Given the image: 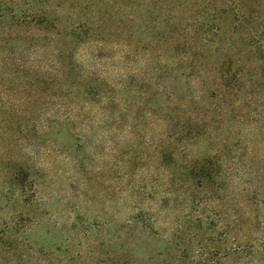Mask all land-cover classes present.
<instances>
[{
    "label": "rangeland",
    "instance_id": "1",
    "mask_svg": "<svg viewBox=\"0 0 264 264\" xmlns=\"http://www.w3.org/2000/svg\"><path fill=\"white\" fill-rule=\"evenodd\" d=\"M120 1L29 0L30 7H36L32 10L30 3L20 0L19 8H27L26 15L39 8L51 9L52 17L61 20V30L71 31L85 15L92 20L98 5L108 18L113 4ZM149 1L156 0H145ZM176 1L165 0L160 10L153 4L137 12L126 29L118 30L116 22L109 20L103 33L128 46L101 50L105 60L90 56L100 51L96 49L101 40L84 44L75 35L52 41L53 49L56 46L65 53L61 61L71 85L83 89L92 85L91 74L77 78L80 67L87 74L105 68L110 81L120 69L121 74H138L121 92V104L131 108V114L121 115L114 123L99 112L96 122L90 121L92 114L75 125L61 121L35 127L31 122L13 128V149L6 151L7 143L0 146V264H264V128L253 129L243 142L232 139L228 151L222 146L221 172L216 169L215 180L204 184L197 177L211 173L195 169V163L204 160L207 150L196 147L190 154L179 153L175 161L164 159L161 146L167 127L161 119L166 107L179 105L182 112L189 110L182 115L188 119V114L196 112L198 104L193 99L200 90L212 95V82L202 87L188 64L162 79L163 90L153 101L152 86L139 94L145 89L142 81L149 79L144 74L147 45L159 44L169 29L176 35L168 42L172 51L176 52L178 38L182 46L189 40L193 50L185 56L205 59L213 67L223 60L224 47L232 48V17H223L224 31L209 52L202 36L209 33L210 15L190 5L177 7ZM17 47L20 44L15 42L11 46ZM33 48L34 57L39 48ZM51 51L48 48L43 58L55 65L59 52L54 56ZM123 51L129 53V61L121 65ZM182 56L184 52L177 53L175 61ZM74 62L76 72L71 74ZM168 67L171 71L172 64ZM104 87L102 83L99 88ZM62 88L53 91L63 97L68 90ZM138 104L142 106L137 113ZM150 105L153 115L148 117ZM49 112L39 108L37 115ZM182 123L175 129L188 128V123ZM178 139L172 137L182 149L186 141ZM20 166L24 168L21 183H12Z\"/></svg>",
    "mask_w": 264,
    "mask_h": 264
},
{
    "label": "trees",
    "instance_id": "2",
    "mask_svg": "<svg viewBox=\"0 0 264 264\" xmlns=\"http://www.w3.org/2000/svg\"><path fill=\"white\" fill-rule=\"evenodd\" d=\"M28 1L26 0L24 5L29 4ZM164 1L156 0L147 3L145 0H122L120 4L115 2L112 6V15H109L108 18H105L102 9H100L101 5L100 7L98 5V10L92 11L96 12L97 17H92L91 20L90 16L85 15L81 19L79 27L71 29V31H64L60 28L61 20L52 17L51 9L39 8L34 11V14L26 15L27 8L25 10L19 8L20 0L6 2L0 0V146L7 143L5 150L13 149L11 131L21 123L29 125L32 122L33 125L38 123V125L47 127L67 121L75 125L81 123L83 119L85 120L84 117H91L92 114L93 117L90 121L96 122L99 112L108 114L107 121L114 123L120 121L121 115H130L131 108L128 109L121 104L123 96L121 92L124 91V87L129 86L130 81L138 78V74H121L120 69L116 79L110 81L105 68L100 69L99 67V70L87 74V71L83 72V68L80 67L77 78L79 76L87 78L91 74L92 85L84 89L79 88V85H71L72 83L68 82V73H65L61 61L62 56L65 57V53H61L64 51L56 46L53 49L51 43L75 35H77L78 42L84 44L101 40V47L96 49L100 51H97L96 54L95 52L90 53V56L92 60H105L101 50L109 47L117 49L119 46L123 48L128 46L127 43L121 44L120 41H116L115 37L111 38L103 33V27L109 25V20L116 22L115 26L118 30L126 29L127 25L130 26L135 21L137 12L148 10L153 4L156 9L160 10ZM176 2L179 3L177 7H181L183 4L186 7L190 5L191 9L201 10L206 12V15H210L211 19L206 23L207 26H211L209 33L207 36H202V41L208 46L209 52H212L213 47L217 46L220 41L221 33L224 31L223 17L225 15L232 17L230 18V23L233 26L230 43L232 48L224 47L223 60L215 64V67L210 66L209 61L205 59L200 61L199 58L195 60L190 56H185V53L193 50V45L189 40L185 41L182 46V39L178 38L176 52L172 51L168 47V42L174 37L176 38V35L170 29L167 30L159 44L148 43L146 48L147 70L144 74L149 79L142 81V86L145 89L141 88L139 92L141 94L147 86L150 88L152 86L155 93L152 95L153 101L159 91L163 90L162 79L177 67L180 70L183 68L180 66L187 68L188 64L192 69V74L199 75L198 79L200 78L202 87L212 82V95L208 96V92L200 90L201 93L193 99V102L198 104L196 112L192 111L191 114H188V119L182 115L189 110L182 112L180 105L177 108L166 107L161 119V123L167 127L161 146L163 158L174 159L182 152L190 154L196 147L203 151L207 150L204 152V160L199 159L195 163V169L211 173L210 176L197 177L207 184V182L215 180L213 174L216 169V173L221 172L222 167L218 159L223 153L222 146L228 151L229 142L232 139L243 142L247 134H252L253 129L264 128V110L262 111L264 108V0H177ZM31 5L33 2L29 4V9L36 10V7H30ZM174 7L176 6H172V8ZM87 10L91 11L89 5H87ZM171 15L172 13H170V17ZM95 25L98 29L95 28ZM14 42L20 44V47L12 49L11 46ZM31 46L39 48V51L34 53V57ZM48 48H51L54 56L56 52H59V55L55 56L57 57L55 65L43 58V54ZM181 52H184V56L180 57L181 61H175L177 53L178 56H181ZM169 56L170 58H168ZM128 58L129 53L124 52V55L120 56L121 65L123 62H128ZM165 58H167V65H165ZM169 63L172 64L171 71L168 67ZM97 65L100 66V64ZM71 66V74H74L76 63L74 62ZM213 76H215L214 79ZM102 83L105 84L103 90L100 89ZM46 85L48 86L45 87ZM64 85L65 87H63ZM55 87L67 88V95L61 97L60 92L53 91ZM165 94L167 97L171 96L169 92ZM70 101L71 103L67 105ZM147 102L142 104L145 106L148 104ZM52 105L53 107H51ZM140 106L142 105L138 104L134 108L137 113ZM39 108L45 112L50 111L49 115L45 113L43 116H38ZM152 109L153 107L150 111L148 110V117L153 115ZM135 115L134 112V117ZM183 120L184 123H182ZM180 123L185 126L188 123V128L175 129ZM35 127L37 126L35 125ZM173 136L179 137L178 140L186 141L182 149L178 142L175 143V140H172ZM220 138L223 143L213 146ZM210 150H213L214 155H211ZM211 160L212 162H210ZM16 167L17 165L10 166V169ZM23 170V166H20L16 175L18 180L15 176L12 183H21L20 178L24 173Z\"/></svg>",
    "mask_w": 264,
    "mask_h": 264
}]
</instances>
